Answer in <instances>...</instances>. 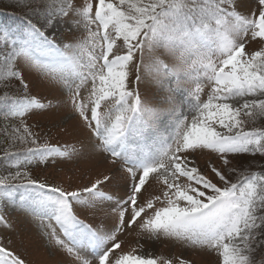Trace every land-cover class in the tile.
<instances>
[{
    "label": "snow or ice",
    "instance_id": "obj_1",
    "mask_svg": "<svg viewBox=\"0 0 264 264\" xmlns=\"http://www.w3.org/2000/svg\"><path fill=\"white\" fill-rule=\"evenodd\" d=\"M10 7L0 20V162L15 171L0 175V224L14 228L9 214L39 222L49 255L54 248L64 257L56 264H194L145 253L141 240L178 243L203 264H264V0H13ZM81 28L83 40L63 38ZM45 80L67 96L68 119L88 133L70 150L41 145L27 124L52 110L32 94ZM205 152L220 166L202 170ZM95 156L114 173L82 189L21 171L33 161ZM245 156L260 157V170L245 168L252 165ZM116 174L125 188L119 198L102 187ZM152 184L159 194L148 198L142 190ZM131 233L138 238L126 250L121 237ZM0 264L26 261L0 239Z\"/></svg>",
    "mask_w": 264,
    "mask_h": 264
},
{
    "label": "rangeland",
    "instance_id": "obj_2",
    "mask_svg": "<svg viewBox=\"0 0 264 264\" xmlns=\"http://www.w3.org/2000/svg\"><path fill=\"white\" fill-rule=\"evenodd\" d=\"M80 5L86 3L87 0H75ZM95 4L98 0H92ZM245 4H248V0H245ZM86 33L83 28L75 33V37L71 34L65 33L64 39L83 40ZM255 45H249L251 48H255ZM86 59V54L85 57ZM130 79H134V73ZM135 86V85H133ZM90 87V85H89ZM141 91L143 88L141 86ZM211 89L209 86L204 87V91L201 93V100L206 101ZM32 94L41 100L43 103H50L52 110L46 112L43 115H34L27 119V124L32 131L37 134L39 143L41 145H49L60 149L70 150L74 145L78 146V141L88 139V133L83 127V123L77 119H68L72 115L71 105L68 103L66 95H62L57 89L53 88L46 80L43 81L39 87L33 89ZM83 95H87V87L82 90ZM246 161H251L252 165L249 167L247 164L245 168L250 171L257 170L253 165L260 158L257 157H244ZM198 162L202 170L209 172L206 168L207 164L215 163L217 167L220 166L219 161L215 160L214 155H210L207 152L200 154ZM9 171H15V169L6 168L5 165L0 162V175L6 174ZM21 171H27L31 175V179L40 183H45L49 186H59L65 189H82L85 186H90L92 182L97 178H102L103 175H113L114 169L108 163H106L102 157L95 156L89 159L71 160V161H57L55 163L49 162L48 164H40L33 161L21 168ZM210 176L212 174L209 173ZM218 178H214V182H217ZM104 190L113 196L119 198L124 195V181L120 179L118 174L115 175L114 180L102 186ZM148 188V193L142 194L151 198L152 195L159 194L160 185L152 184L145 186ZM81 219H84L86 223L92 224L94 227L101 225V218L92 215L91 213H81ZM7 219L14 225L13 229L6 228L0 224V239L3 240L4 245L11 251L20 255L25 259L26 264H34V262H43V264H56V261L64 259V257L56 252L52 248L53 256L49 255V243L47 238L40 230L39 222L29 220L25 221L24 217H20L17 214H9ZM106 223L110 226L113 221L107 220ZM53 226L54 223H53ZM59 232V229H57ZM127 249H130L137 240L136 233H131L126 238ZM31 240V244L28 241ZM144 244L143 251L153 255H164L168 258H188L191 259L194 264H203L204 257L199 253L188 251L183 245L178 243H172L168 241H151L141 240ZM123 247V245H122ZM215 260L216 257L209 258Z\"/></svg>",
    "mask_w": 264,
    "mask_h": 264
},
{
    "label": "trees",
    "instance_id": "obj_3",
    "mask_svg": "<svg viewBox=\"0 0 264 264\" xmlns=\"http://www.w3.org/2000/svg\"><path fill=\"white\" fill-rule=\"evenodd\" d=\"M12 3H13V0H0V20L5 19L7 14L13 12V9L10 7V5ZM246 157H249V156H246ZM259 163H261V158L259 160H257V162L254 163L253 166L255 167ZM255 168H257V170H253V171H259L260 170L258 167H255ZM1 175H4V173H1Z\"/></svg>",
    "mask_w": 264,
    "mask_h": 264
}]
</instances>
